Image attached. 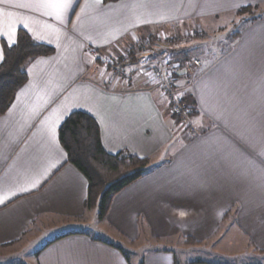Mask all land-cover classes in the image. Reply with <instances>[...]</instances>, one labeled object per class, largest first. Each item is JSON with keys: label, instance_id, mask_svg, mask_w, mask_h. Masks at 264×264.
Returning <instances> with one entry per match:
<instances>
[{"label": "crops", "instance_id": "1", "mask_svg": "<svg viewBox=\"0 0 264 264\" xmlns=\"http://www.w3.org/2000/svg\"><path fill=\"white\" fill-rule=\"evenodd\" d=\"M246 6L258 13L202 62L190 86L179 85L198 135L146 78L110 87L95 71L98 55L116 56L160 28L241 17ZM20 28L55 52L25 63L28 80L0 116V248L32 229L46 240L10 264H133L124 244L140 239L151 244L144 264H264V0H70L63 9L0 0V63ZM187 77L179 68L177 82ZM76 110L98 121L109 153L150 158L102 220L86 206L88 180L59 139ZM53 229L60 232L49 239Z\"/></svg>", "mask_w": 264, "mask_h": 264}, {"label": "rangeland", "instance_id": "2", "mask_svg": "<svg viewBox=\"0 0 264 264\" xmlns=\"http://www.w3.org/2000/svg\"><path fill=\"white\" fill-rule=\"evenodd\" d=\"M251 11L250 13H240L239 16L241 17H236L237 15L235 16V14H229L223 15L227 17H223L222 20L213 19L208 23L203 21H200V23L198 21L178 22L160 28L150 34V36L138 39L132 48H128V50L126 49L116 56L107 57L98 55L97 59L100 64L95 71L98 70L100 78L110 87H114V85L120 86L124 83H126L125 85H129L135 82L136 79L141 77L146 78V81L157 87L161 94L167 99L171 114L170 106L172 98L159 87L155 69L168 62H172L176 65L178 70L180 68L179 63L185 59L192 60L196 58L200 60L201 64L202 62L213 60L220 54L224 47L230 45L231 42L229 39L231 35L236 32L237 28L243 25L245 19L251 18L252 16L254 17V15L258 13V11ZM230 18L233 20L230 21ZM195 73L197 74V71ZM189 81L190 79H186L183 84L176 81V100H182V92L188 90V88L184 89V87L181 88L179 85L186 84V87L190 86ZM186 105L188 104L186 103ZM175 119L177 120V118ZM179 125L181 126L180 123ZM88 209H95V215L98 216L96 208ZM97 219L99 218L97 217ZM88 231L96 236L110 238V236L102 230L89 229ZM59 232L60 230L53 229L48 234V238H53L54 235ZM38 236L36 230L32 229L24 238L14 245L0 248V264H10L31 259L32 251L38 249L46 241H40L42 237ZM143 236H146V234L144 233ZM143 240L144 239H140V241L132 244H124L127 249L126 251L132 254L133 264L136 263V259H142L144 248L150 247L151 245L149 242L145 243L146 240ZM135 254L137 257L134 256Z\"/></svg>", "mask_w": 264, "mask_h": 264}, {"label": "trees", "instance_id": "3", "mask_svg": "<svg viewBox=\"0 0 264 264\" xmlns=\"http://www.w3.org/2000/svg\"><path fill=\"white\" fill-rule=\"evenodd\" d=\"M251 10L252 6H246L238 13ZM54 52L53 46L36 41L23 28L18 30L14 45L4 43V58L0 63V116L7 111L19 88L28 80L25 63L32 58L51 55ZM186 64L187 59L182 60L179 66L184 68ZM59 139L67 152L68 161L86 176L88 180L86 206L96 208L97 217L101 220L106 217L114 196L142 177L149 169V157H139L125 152L109 153L103 146L98 121L85 111H73L65 119L59 128ZM66 235L69 233L56 239ZM105 242L123 251L121 246ZM124 254L129 260L128 252L124 251ZM138 264H144L143 257Z\"/></svg>", "mask_w": 264, "mask_h": 264}, {"label": "built area", "instance_id": "4", "mask_svg": "<svg viewBox=\"0 0 264 264\" xmlns=\"http://www.w3.org/2000/svg\"><path fill=\"white\" fill-rule=\"evenodd\" d=\"M201 67L200 60L194 58L187 62L186 72L188 74L189 83L193 80L195 72ZM179 70V69H178ZM177 67L174 63L168 62L165 65L155 69V73L159 82V87L168 93L172 98L171 114L177 118L184 130L190 135H198L201 133L200 128L193 122L192 108L186 103L176 100V73ZM191 76V77H190Z\"/></svg>", "mask_w": 264, "mask_h": 264}, {"label": "snow or ice", "instance_id": "5", "mask_svg": "<svg viewBox=\"0 0 264 264\" xmlns=\"http://www.w3.org/2000/svg\"><path fill=\"white\" fill-rule=\"evenodd\" d=\"M53 6L63 9L68 7L70 0H52Z\"/></svg>", "mask_w": 264, "mask_h": 264}]
</instances>
